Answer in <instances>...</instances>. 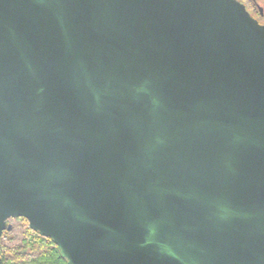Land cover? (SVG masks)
Segmentation results:
<instances>
[{"label": "water", "instance_id": "1", "mask_svg": "<svg viewBox=\"0 0 264 264\" xmlns=\"http://www.w3.org/2000/svg\"><path fill=\"white\" fill-rule=\"evenodd\" d=\"M68 264H264V25L238 0H0V237Z\"/></svg>", "mask_w": 264, "mask_h": 264}, {"label": "trees", "instance_id": "2", "mask_svg": "<svg viewBox=\"0 0 264 264\" xmlns=\"http://www.w3.org/2000/svg\"><path fill=\"white\" fill-rule=\"evenodd\" d=\"M12 236L4 231L0 237V264H68L58 247L49 238L41 236L28 226V233L19 244H3Z\"/></svg>", "mask_w": 264, "mask_h": 264}, {"label": "rangeland", "instance_id": "3", "mask_svg": "<svg viewBox=\"0 0 264 264\" xmlns=\"http://www.w3.org/2000/svg\"><path fill=\"white\" fill-rule=\"evenodd\" d=\"M7 222L11 225L10 230H6V235L12 236L11 240H4L3 244L16 245L21 242L24 236L28 233V223L24 218H9Z\"/></svg>", "mask_w": 264, "mask_h": 264}, {"label": "flooded vegetation", "instance_id": "4", "mask_svg": "<svg viewBox=\"0 0 264 264\" xmlns=\"http://www.w3.org/2000/svg\"><path fill=\"white\" fill-rule=\"evenodd\" d=\"M247 12L256 19L260 24L264 25V0H238Z\"/></svg>", "mask_w": 264, "mask_h": 264}]
</instances>
